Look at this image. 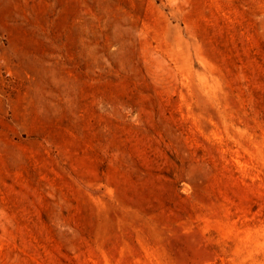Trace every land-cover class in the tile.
Returning a JSON list of instances; mask_svg holds the SVG:
<instances>
[{"label":"rangeland","instance_id":"obj_1","mask_svg":"<svg viewBox=\"0 0 264 264\" xmlns=\"http://www.w3.org/2000/svg\"><path fill=\"white\" fill-rule=\"evenodd\" d=\"M0 264H264V0H0Z\"/></svg>","mask_w":264,"mask_h":264}]
</instances>
